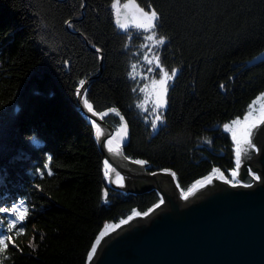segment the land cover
Segmentation results:
<instances>
[{
  "label": "trees",
  "instance_id": "trees-1",
  "mask_svg": "<svg viewBox=\"0 0 264 264\" xmlns=\"http://www.w3.org/2000/svg\"><path fill=\"white\" fill-rule=\"evenodd\" d=\"M114 1L0 0V264H87L106 223L161 202L108 183L81 80L97 75L92 111L115 130L121 116L105 112L124 116L126 158L171 170L183 193L214 170L238 182L223 125L264 92V0H133L157 12L162 63L178 70L155 129L132 76L144 37L120 29Z\"/></svg>",
  "mask_w": 264,
  "mask_h": 264
},
{
  "label": "water",
  "instance_id": "water-1",
  "mask_svg": "<svg viewBox=\"0 0 264 264\" xmlns=\"http://www.w3.org/2000/svg\"><path fill=\"white\" fill-rule=\"evenodd\" d=\"M96 77L78 89L77 102L83 114L103 130L98 137L101 153L136 186L128 192L156 190L163 203L105 235L87 264H264V123L254 130L252 143L258 151H249V160L238 169L237 183L225 182L224 175L214 177L215 185L182 201L179 192H183L173 175L171 180L157 173L163 170L151 172L147 164L126 158L122 149L120 156L108 151L106 142L114 127L83 102ZM249 168L259 180L249 174Z\"/></svg>",
  "mask_w": 264,
  "mask_h": 264
},
{
  "label": "rangeland",
  "instance_id": "rangeland-1",
  "mask_svg": "<svg viewBox=\"0 0 264 264\" xmlns=\"http://www.w3.org/2000/svg\"><path fill=\"white\" fill-rule=\"evenodd\" d=\"M114 4L116 5V7H113V8H114V14H115V18H116V22H117L118 26L121 23L126 24L128 26L127 30L135 29V30L141 32L143 37H144V41L137 51V54L139 57H138V60L136 61V63L134 64L135 69H133V71H132V76H133L135 83H136V91H137V95H138L137 107L140 109V111L149 115L152 119V122L156 121V124H157L156 128H158L160 125H162L164 123L163 115H164L165 109L167 107V95H168L169 87L175 78L174 77L172 80L167 82V93H166V97H165V99H166L165 106L162 108H158L154 111L153 109L156 107V102L158 99V93H159L160 89H159L158 84L153 86V81H158L161 78L162 73L160 72V68H163L165 71H168L169 74H171V71L168 70L167 68H165V66L162 63L161 50L165 44V39L158 35V32L156 30L157 21L155 22V24H156L155 28H153L149 31H145L142 28L136 27V25L138 23H143L145 21H144L143 17L141 16L140 11L138 10V9H142V8L135 1L128 0L126 2H120L119 0H115ZM124 5H128V7L125 8ZM133 5H135L136 7H133ZM142 10L144 12H148L149 14L151 13V11H147L144 9H142ZM118 21H119V23H118ZM120 29H122V28L120 27ZM122 30L127 31L125 29H122ZM153 32L155 33V36H154V39L150 41L147 39V37L149 35H152ZM161 38L164 40V44L157 45L155 43V41L157 39H161ZM145 56H147V58H148L147 60L145 59ZM155 57H159V61H157L155 59ZM148 61H152V62L149 63ZM157 63H159V67H157ZM262 94H264V92H262L252 102V104H251L252 108L250 109V107H249V109H248V112L246 115H248L250 110L252 111V116L250 117V121L259 120V118L262 115V111H264V107H262V106H264V99L260 98L262 96ZM139 105H143V107H139ZM109 112H114V113L120 115L121 116V123L118 126V128L114 131V133L107 139L106 146H107V149L110 153H112L115 156H120L121 146L128 140L129 129H128L127 122H126L124 116L119 111V109L112 108V109L106 111L105 113H109ZM157 116H160L161 119L156 120ZM244 118H238L242 122V124L244 122ZM235 120H237V119H235ZM232 121L226 122L225 124L231 125ZM263 123L264 122L258 123L257 126L252 129V134L254 132V129L256 130V128L261 126ZM124 125H126V134L121 131V128ZM224 125H223V130H225ZM95 126H96V130H97V135H98V137H100L103 133V130L98 125L95 124ZM252 134H251V140H252ZM231 136H232V134H231ZM108 140H112L111 146L108 145ZM109 147H111L112 151L109 150ZM235 148H236V144H235ZM248 160H249V158H244L243 162L248 161ZM104 169H105L107 181L110 185H113L117 188H121L127 192L130 190L136 189V186L133 184V182H131L130 179L123 177L118 171L115 170V168L108 161H107V165L104 162ZM221 176L222 175H221V173H219V171H215L210 177H211V179H213L214 177H221ZM202 181L204 183V182H207L208 180L205 179ZM198 185H200V184H198ZM118 225H120V224H118ZM115 228H116V225H112L111 223H106L102 229V232H104L105 235H107L109 232H111ZM103 237L99 236L98 238L101 240Z\"/></svg>",
  "mask_w": 264,
  "mask_h": 264
},
{
  "label": "snow or ice",
  "instance_id": "snow-or-ice-1",
  "mask_svg": "<svg viewBox=\"0 0 264 264\" xmlns=\"http://www.w3.org/2000/svg\"><path fill=\"white\" fill-rule=\"evenodd\" d=\"M113 7H116V5L114 4ZM125 8L128 7V5H124ZM133 7H136L135 5H133ZM141 13V16L143 17L144 21L143 23H138L136 25V27L138 28H142L145 31H149L153 28H155L156 24L155 22L157 21L158 18V14L156 11L152 10L151 13L149 14L148 12H144L142 9H138ZM119 23V21H118ZM122 29L127 30L128 26L126 24H120L119 25ZM155 36V33L153 32L152 35H149L147 37L148 40H153ZM155 43L157 45H162L164 44V40L161 39H157L155 41ZM145 59L147 60V56H145ZM155 59L157 61H159V57H155ZM149 63H151L152 61H148ZM157 67H159V63H157ZM133 69H135V65H133ZM160 72L162 73L161 78L158 81H153V86L155 85H159V93H158V99L156 102V107L153 109L154 111L158 108H162L165 106L166 104V93H167V82L172 80L176 74H177V70L173 69L171 70V74H169L168 71H165L163 68H160ZM84 81L81 80L80 84L81 86L84 85ZM261 99H264V94H262V96L260 97ZM85 105L87 106L88 110L91 112L92 111V106L90 104H88L87 100L84 101ZM139 107H143V105H139ZM250 109L252 108V106H249ZM264 107V106H262ZM252 116V111L250 110L248 115L245 116L244 118V122L242 124V122L237 119V120H233L231 122V125L229 124H225L224 125V129L228 132H230L232 134V139L235 141L236 144V148H235V169L232 171L231 175L233 178H235L238 174V169L241 167L242 163H243V159L247 158L249 151H258V148L256 147L255 144L252 143L251 140V134H252V129L255 128L257 126L258 123L264 122V111H262V115L259 118V120L256 121H250V117ZM161 117L157 116L156 120H160ZM152 127L153 129H155L157 127L156 121H153L152 123ZM121 131L124 132L126 134V125L122 126ZM112 144V140H108V145L111 146ZM109 150L112 151L111 147H109ZM49 160L51 159V157L48 158ZM136 164L139 165H144L146 164V161H142V160H136L133 161ZM106 165H107V161H105ZM214 171H219V170H214ZM249 174L253 175V178L256 180H259L260 177L255 175L254 173H252L251 168L248 169ZM50 174V173H49ZM172 175L174 176L175 174L172 173ZM223 175V174H221ZM208 183H211V177L207 178ZM225 182H230L228 180H225ZM197 184H200L201 186H203V181H197ZM235 186V185H233ZM245 187H248L250 185L245 184ZM196 188V185L194 184L192 189H189L188 192L183 193V196L185 199H187L188 195H190L192 193V191ZM161 203H163V200L161 199ZM156 207H159V205H156ZM0 211H3V209H0ZM151 211V209L149 210ZM134 216H139L141 215V213L136 212L133 214ZM143 215L147 216L148 213L145 212L143 213ZM21 219H23V216L20 217ZM133 217L129 216L127 220H122L120 221V224H126L128 223L129 220H131ZM120 225H116V227H119ZM105 235L104 232L100 233V237H103ZM100 243V239L98 238L96 240V242L94 243L91 251L89 252V260L92 259L93 254L96 251V245H98ZM0 246L6 247L7 245L5 244L4 239H0ZM3 247H0V251H3Z\"/></svg>",
  "mask_w": 264,
  "mask_h": 264
},
{
  "label": "bare ground",
  "instance_id": "bare-ground-1",
  "mask_svg": "<svg viewBox=\"0 0 264 264\" xmlns=\"http://www.w3.org/2000/svg\"><path fill=\"white\" fill-rule=\"evenodd\" d=\"M85 101V96H84V98H83V102ZM85 103V102H84ZM258 129V127L256 128V130ZM255 130V129H254ZM255 133V131L253 132V134H252V139L254 138V134ZM253 144H255V142L253 141ZM157 173H163V174H165V175H167V176H169L170 178H171V180H172V172L171 171H168V170H163V171H159V172H157ZM173 182V181H172ZM216 184V181L215 180H211V183H208V181L207 182H204L203 183V186H201V185H196V188L192 191V193L190 194V195H188V197H187V199H185L184 198V196H183V193H181V192H179V196H180V199L182 200V201H189V200H191V199H194L196 196H198L201 192H203V191H205V190H207V189H209L210 187H212L213 185H215ZM137 219H139V217H137L136 218V220Z\"/></svg>",
  "mask_w": 264,
  "mask_h": 264
}]
</instances>
